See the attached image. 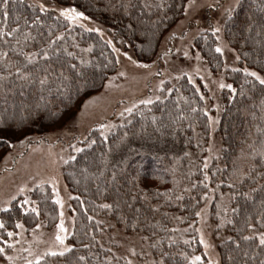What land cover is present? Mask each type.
<instances>
[{"label":"trees","instance_id":"obj_1","mask_svg":"<svg viewBox=\"0 0 264 264\" xmlns=\"http://www.w3.org/2000/svg\"><path fill=\"white\" fill-rule=\"evenodd\" d=\"M54 1L75 6L106 26L141 63L157 59L161 39L182 18L187 2L146 0L152 6L144 8L142 0H132L135 7L126 14L121 5L127 0ZM160 4L163 7H157ZM7 11L6 21L0 14V28L7 32L19 25V31L11 37H0V52L7 53L0 58V75L6 77L0 80V116L9 125L0 135L9 137L15 145L71 120L84 101L115 74L117 60L112 47L98 33L71 25L53 11L41 13L26 0L22 4L10 0ZM36 17L40 22L34 24ZM262 25L264 0H241L232 19L225 22L224 18V39L239 59L238 71L225 72L236 92L224 91L220 96L216 129L221 142L219 156L204 167L209 121L201 90L185 76L165 82L152 104L137 103L131 113L111 118L104 128L94 127L79 142L83 151L72 154L76 159L62 169L72 194L75 222L68 239L72 252L64 257L46 256L40 264H127L116 245L104 240L112 228L146 238L152 262L167 253L163 256L165 264H189L192 256L201 255L196 219L210 195V219L221 264H253L249 257L254 254L257 264L264 258V249L257 247L258 239H243L264 232V175H258L264 174V160L257 154L264 146V86L243 72L248 68L264 77ZM25 33L35 39L25 41ZM61 35L63 39H57ZM51 40L55 43L47 47ZM216 46L217 37L211 30L192 43V49L213 74L223 71ZM41 49L48 51L49 58L41 54L35 62L27 63L23 53H40ZM16 68H20V75L28 74L27 79L20 78ZM45 75L48 83L41 86L39 80ZM11 150L0 146V163ZM242 172L250 173L251 178L242 177ZM252 188L257 191L251 192ZM243 193H250L251 198ZM26 198L34 202L31 205L39 214L25 211V197H19L8 212L0 213L7 231L16 232V223H21L28 232L39 220L50 228L58 215L51 188L37 186ZM103 203L113 207H99ZM0 238L8 240L4 229H0ZM80 256L85 259L80 261ZM202 261L206 264L203 257Z\"/></svg>","mask_w":264,"mask_h":264},{"label":"rangeland","instance_id":"obj_2","mask_svg":"<svg viewBox=\"0 0 264 264\" xmlns=\"http://www.w3.org/2000/svg\"><path fill=\"white\" fill-rule=\"evenodd\" d=\"M26 1L37 7L40 2H43L50 9L67 7L57 4L54 0ZM211 3H215V0H196L197 7L190 9L187 15L184 12L182 18L163 36L158 57L151 63L138 62L132 50L127 48L123 41L115 39L106 26L91 19L81 21L85 28H100L103 33V35L98 33L100 37L104 41L110 40L112 46L119 49V52H114L117 70L106 80L99 91L84 101L71 120L46 134L29 136L23 145L15 144L2 159L0 163V207H3L13 196L14 200L19 197H28L35 187L41 185H48L53 192L54 199L58 194L63 202V207L57 205L58 215L50 228L46 227L44 221L39 220L34 229L27 232L24 227L17 228L15 233H20V235L8 238L10 243L19 241L15 243L14 248L6 250L7 255L17 257L15 264H24V258L28 257V253L22 249L30 247L34 255L43 254L50 248L58 250L55 235L57 225L61 221V212H63L64 226L67 229L65 243L70 245L68 239L73 233L75 221L70 203L72 194L68 191L62 176L65 161L76 153L74 148H79V142L85 139L91 129L110 123L111 118L126 112L127 108H133V105L142 100L156 99L165 82H173L185 76L201 90L209 121V138L203 157L204 165L205 163L209 165L219 156L221 142L216 129L219 122L220 96L222 92L230 91L227 87L220 88L219 85L221 82L230 84L225 77V72L238 68L237 53L223 36L224 9L235 6L236 0H220L221 6L214 9L207 7ZM53 12L58 15V12ZM197 20L201 21L199 25L196 24ZM217 22L221 26V31L217 34L219 36L217 46L223 48V53H220L223 59V71L213 74L199 54L192 49V43L198 35L211 30L210 26H215ZM185 52L188 53L187 56L184 55ZM124 53H127V56ZM209 118H211V123ZM21 187L24 188L23 193L19 191ZM211 199L212 195L200 209L198 212L200 215H197L196 219L199 243L203 235L204 241L209 245L205 249L200 243L201 255L199 256L203 257L206 264L209 260L213 261V264L216 262L221 264L217 250V238L213 235L215 227L210 219ZM14 200H11V203ZM30 208H32L31 203L26 205V209L30 210ZM104 240L109 245L115 244L119 254L127 261L131 260L132 264L152 263L147 242L140 235H126L122 229L112 228L105 234ZM133 249L135 255H132L131 250ZM28 258L34 259V257ZM0 264H9V262L4 256H0Z\"/></svg>","mask_w":264,"mask_h":264},{"label":"snow or ice","instance_id":"obj_3","mask_svg":"<svg viewBox=\"0 0 264 264\" xmlns=\"http://www.w3.org/2000/svg\"><path fill=\"white\" fill-rule=\"evenodd\" d=\"M9 2H10V0H2V2H0V9H3L2 13H0V14L3 15L5 21L7 20V17H8L7 7H8ZM18 2L22 4L23 0H18ZM142 3H143V7L144 8H150L152 6V5L148 4L146 2V0H142ZM121 6L124 8L126 14L128 13V10L130 8L135 7V5L132 3V0H127V2L123 3ZM220 6H221L220 0H215V3H211V4L207 5L208 8H212V9L218 8ZM237 6H239V0H236V5L235 6H230V7H227V8L224 9L225 22H227L228 20L232 19L233 12L235 11V7H237ZM29 7H32V5H29ZM157 7H163V5L160 4V5H157ZM195 7H197L196 0H187L186 4L184 5L185 15L188 14L190 9H193ZM38 8H39V11L41 13H47L49 11L58 12V18L62 17L68 23L74 24V25H79V27H81V28H85V25L81 21H85V20H89L90 19L89 16L85 15V13L83 11L78 10L75 6H67V7H59V8H51L50 9L48 6H46L45 3L40 2L38 4ZM39 22H40V17H36L33 20L34 24L35 23H39ZM27 23H28V21L25 20V24H27ZM200 23H201L200 20L196 21L197 25H199ZM129 27H131V25H129ZM210 27H211L212 34L214 36H217V40H219V36L217 35L221 31V26H220L219 22H217V24L215 26H210ZM261 27H264V25H262ZM251 28H252V25L250 24L247 30L251 31ZM85 30L86 31H94V32H97V33H100L101 35H103V33L101 32L100 28H85ZM18 31H19V25H17V27L12 28L10 31H7V32H5L4 29L0 28V37H3L5 35L11 37V36H13L14 33H17ZM49 35H51V33H49ZM257 35H260V32H257ZM24 39H25V41H27L28 39H35V38L31 36V33H25L24 34ZM57 39H63V36L62 35L58 36ZM19 43H20V41L17 40V44H19ZM54 43H55L54 40L49 41V44H48L47 47H51V45L54 44ZM107 43H108L109 46H112V42L110 40L107 41ZM112 48H113L114 52H119V49L115 48L114 46H112ZM215 51L217 53H221L222 54L223 53V48L218 45L215 48ZM41 54H42V58H44V59H48L49 58V53L45 49H41L40 53H37V52L23 53V55L25 57V60L29 64L35 62L36 59H37V56L41 55ZM68 55L71 56L72 53H68ZM124 55L127 56V53H124ZM184 55L187 56L188 53L185 52ZM6 56H7L6 52H0V58H4ZM128 58L131 59V57H128ZM197 58H199V57L197 56ZM237 59H239V57H237ZM82 63H83V61H82ZM133 63H135V61H133ZM71 67L73 69H75L76 65L73 64V65H71ZM143 67H147V65H143ZM232 71L235 72V71H238V69L233 68ZM243 72H244L246 77H253L255 79V81H257L260 85L264 86V77L259 75L256 71H249L248 68H244ZM16 73L18 75H20V73H21L20 68H16ZM27 75L28 74L20 75V78L27 79ZM61 75L63 76V73H61ZM120 75H124V73H120ZM4 79H6V77L0 75V80H4ZM64 79L67 80L68 77H64ZM39 83H40L41 86L46 85L48 83L47 75H45L42 78H40ZM219 87L222 88V89L227 87L228 89L231 90L232 93L236 92V89L233 88V86L231 84H225V83L221 82ZM253 87H254V85H253ZM240 94L241 95L244 94L243 90H241ZM201 99H203V97H201ZM139 103L144 104V105H149V104H152L153 101L151 99H145V100L140 101ZM262 103H264V101H262ZM133 107H135V105H133ZM132 110H133L132 108L125 109V111L129 112V113H131ZM193 111H195V109H193ZM121 115H123V113H121ZM209 120H210V123H211L212 122L211 118H209ZM153 123H155V118L154 117H153ZM18 127H19V125H17V128ZM100 127L104 128L105 125H100ZM8 128H9V125L5 122L4 118L2 116H0V133H3L5 131H7ZM157 130H159V129H157ZM102 135H103V133H102ZM127 135H128V133L124 134L125 137H127ZM26 139L27 138L22 139V140L18 141V143L23 145L25 143ZM105 139H107V137H105ZM92 143L94 144L95 141H92ZM0 146H6L8 148H12L15 145L12 143V141H11V139L9 137H7L5 135H0ZM89 146H91V145H89ZM74 150L76 152L83 151V149H81V148H74ZM255 151L256 150L253 149V152H255ZM257 154L261 157L262 160H264V146L261 147L259 153H257ZM75 159H76L75 156H70L68 158V160L65 161V163H68L69 161H72V160H75ZM204 167L205 168L208 167L207 163H205ZM258 175H264V174H258ZM241 176L242 177L249 176V178H251L250 177V173H246V172H242ZM204 179L205 180L209 179L207 173H205ZM241 182H242V180H241ZM41 183H43V182H41ZM206 186L207 185H205V187ZM229 187L232 188V187H234V185L229 184ZM262 187H264V186H262ZM19 191H20V193H23L24 192V188L21 187ZM250 191L251 192H256L257 189L256 188H252ZM243 195H245L248 198H251L250 197V193H243ZM14 199H15V197L13 196L11 198V200H14ZM11 200L6 202L3 207H0V212H8L10 210ZM54 202L57 205H60L61 207H63V202L58 197V194H57V197H56ZM22 203L27 205L29 203H34V202H31L27 198H25L22 201ZM261 204L264 205V201H261ZM99 207H101L103 209H111L113 207V205L110 204V203H103V204L99 205ZM25 211H28V209H25ZM30 211L33 212V213H36L37 215L39 214L37 208H35V207H32L30 209ZM137 211H139V209H137ZM233 211H236V209H233ZM60 215H61V221L57 225V233L55 235V242L59 246L58 250H53V249L50 248V249L46 250L43 254L34 255V253L32 252L30 247L26 248V249H22V251L28 253V257H34V259H29L28 257H25L24 258V264H40V262L44 259L45 256H60V257H64L66 253H71L72 252V247L65 243V241L67 239V229L64 226L63 212H61ZM197 215H200V213H197ZM230 222L231 221H229V223ZM15 227L22 229L23 228V224L16 223ZM248 227L251 228L252 225L249 224ZM0 229H4L6 231V235H7L8 238H13L14 236L20 235V233H15L13 231H7L5 223L2 220H0ZM254 238L258 239L257 247L261 248V249H264V232H259L258 234H256L255 237L254 236H244L243 237V239L246 240V241L253 240ZM18 242L19 241H15V242H11L10 243L9 240H5L3 238H0V245H2V246H0V256H4V258L9 262V264H15V260L17 259V257L11 256V255H7L6 254V250L8 248H14L15 247V243H18ZM185 243H187V241H185ZM200 243L204 245L205 249H207L209 247V245L204 241L203 235H201ZM238 246L239 245H237V247ZM85 247H87V245H85ZM131 252H132V255H135V250L134 249L131 250ZM166 255H167V253H162L161 254V259L158 262L153 261L152 264H165L163 256H166ZM244 255L246 257H248V253L247 252H245ZM84 259L85 258L83 256L79 257L80 261H83ZM229 259H232V257H229ZM249 259L253 262V264H257L256 255L255 254L252 255L251 257H249ZM106 264H111V262L107 261ZM127 264H132V261L128 260ZM189 264H203L202 257L199 256V255L192 256L190 261H189ZM208 264H213V261L209 260ZM216 264H218V262H216ZM245 264H247V262H245ZM258 264H264V258L259 259Z\"/></svg>","mask_w":264,"mask_h":264}]
</instances>
